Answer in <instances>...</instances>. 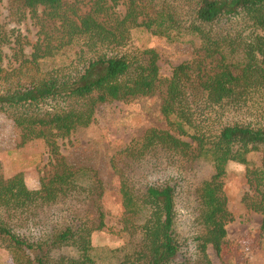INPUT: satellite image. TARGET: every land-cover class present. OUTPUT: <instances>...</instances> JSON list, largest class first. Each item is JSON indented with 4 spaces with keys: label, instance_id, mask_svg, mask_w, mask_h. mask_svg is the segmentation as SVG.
<instances>
[{
    "label": "trees",
    "instance_id": "obj_1",
    "mask_svg": "<svg viewBox=\"0 0 264 264\" xmlns=\"http://www.w3.org/2000/svg\"><path fill=\"white\" fill-rule=\"evenodd\" d=\"M19 3L40 36L26 54L0 11V113L19 129L20 145L43 140L51 171L37 189L21 173L0 174V248L15 264H104L107 257L109 264H210L208 247L221 260L231 250L222 181L230 161L247 167L249 207L261 215L264 231V0ZM140 27L191 44L198 59L161 77L157 53L130 44ZM69 46L77 47L69 65L47 66L45 59ZM155 94L168 128L147 129L110 159L128 239L115 249L94 247L92 233L105 226L97 203L101 180L90 168L70 165L57 139L89 126L99 104ZM192 161L208 164L211 175L195 187L194 230L180 239L182 178L141 182L139 171L143 164L163 170Z\"/></svg>",
    "mask_w": 264,
    "mask_h": 264
},
{
    "label": "rangeland",
    "instance_id": "obj_2",
    "mask_svg": "<svg viewBox=\"0 0 264 264\" xmlns=\"http://www.w3.org/2000/svg\"><path fill=\"white\" fill-rule=\"evenodd\" d=\"M66 1L72 3L73 0ZM80 6L83 11L87 9L83 4ZM117 9L118 12H123L124 5L120 4ZM0 11L3 27L8 32L11 33L13 30L12 34L21 36L25 53L29 54L32 45L40 36L37 22L31 19L27 10H22L19 0H0ZM37 15H42V8L38 9ZM130 44L139 49L154 50L158 56L159 74L164 78L170 76L173 66L198 59L191 44L153 36L141 27L133 31ZM76 49V46H69L58 50L45 59L47 66L61 68L69 65ZM160 105L159 94L128 101L102 103L96 107L89 126L72 132L68 137L57 139L59 152L70 165L90 168L101 180V194L97 203L104 214L105 226L92 233L94 247L115 249L128 239L122 230L123 209L113 181L110 159L131 140L141 137L147 129L168 128L166 120L161 115ZM19 143V129L5 114L0 113V174L3 178H8L21 173L26 186L37 189L51 171L50 157L45 144L41 139L31 140L24 145ZM251 161L258 163L254 155ZM181 166L175 168L173 165H167L163 170H153L148 164H143L139 172L141 182L156 179L164 181L170 174L182 178V180L178 178L180 185L185 186L183 185L177 200L176 228L178 237L184 239L191 234L190 230H194L192 219L195 187L211 175V169L208 164L198 161L182 166L184 168ZM246 168L245 165L233 161L228 162L225 167L222 178L223 191L231 216L226 225V240L230 243L231 250L220 260L211 247H208L206 254L210 264H264V231L260 229L261 215L249 207L254 189L248 182ZM69 202L64 208L69 206ZM76 206L81 212L86 210L83 204ZM56 213L58 214L59 210H56ZM186 243L190 244L191 241L187 239ZM110 262L114 260L107 257L104 264ZM0 264H15L10 253L3 248H0Z\"/></svg>",
    "mask_w": 264,
    "mask_h": 264
}]
</instances>
